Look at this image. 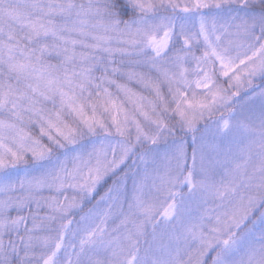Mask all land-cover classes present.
I'll return each mask as SVG.
<instances>
[{
	"label": "snow or ice",
	"instance_id": "6c2138e0",
	"mask_svg": "<svg viewBox=\"0 0 264 264\" xmlns=\"http://www.w3.org/2000/svg\"><path fill=\"white\" fill-rule=\"evenodd\" d=\"M0 264H264V0H0Z\"/></svg>",
	"mask_w": 264,
	"mask_h": 264
}]
</instances>
